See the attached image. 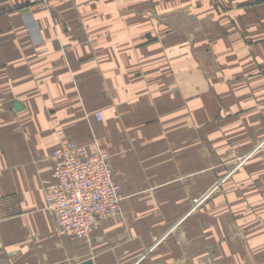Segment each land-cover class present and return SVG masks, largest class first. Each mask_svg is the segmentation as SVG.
<instances>
[{"label": "crops", "instance_id": "1", "mask_svg": "<svg viewBox=\"0 0 264 264\" xmlns=\"http://www.w3.org/2000/svg\"><path fill=\"white\" fill-rule=\"evenodd\" d=\"M65 142L121 191L83 242L45 209ZM84 261L264 264V0H0V264Z\"/></svg>", "mask_w": 264, "mask_h": 264}, {"label": "built area", "instance_id": "2", "mask_svg": "<svg viewBox=\"0 0 264 264\" xmlns=\"http://www.w3.org/2000/svg\"><path fill=\"white\" fill-rule=\"evenodd\" d=\"M95 117L100 119L98 113ZM52 183L45 190V209L62 236L83 242L104 220L120 211V186L114 181L107 154L65 142L52 151Z\"/></svg>", "mask_w": 264, "mask_h": 264}, {"label": "water", "instance_id": "3", "mask_svg": "<svg viewBox=\"0 0 264 264\" xmlns=\"http://www.w3.org/2000/svg\"><path fill=\"white\" fill-rule=\"evenodd\" d=\"M81 264H92L91 261H84V263Z\"/></svg>", "mask_w": 264, "mask_h": 264}]
</instances>
